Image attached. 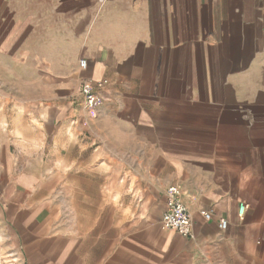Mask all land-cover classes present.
Returning a JSON list of instances; mask_svg holds the SVG:
<instances>
[{
  "label": "crops",
  "instance_id": "crops-1",
  "mask_svg": "<svg viewBox=\"0 0 264 264\" xmlns=\"http://www.w3.org/2000/svg\"><path fill=\"white\" fill-rule=\"evenodd\" d=\"M0 264H264V0H0Z\"/></svg>",
  "mask_w": 264,
  "mask_h": 264
},
{
  "label": "built area",
  "instance_id": "built-area-1",
  "mask_svg": "<svg viewBox=\"0 0 264 264\" xmlns=\"http://www.w3.org/2000/svg\"><path fill=\"white\" fill-rule=\"evenodd\" d=\"M81 69H87L88 62L86 59L79 61ZM108 80L105 78L92 80L89 77L82 79L80 92L84 98V105L87 111L94 113L103 103V96L100 92L106 87ZM165 210L161 216L162 226L166 229L176 231L181 236H190L192 227V216L180 196V190L176 185H170L165 189ZM246 205L240 203L238 206V216H243ZM200 216L205 220H211L214 217L218 220L219 228H226V219L216 214L214 209L199 210Z\"/></svg>",
  "mask_w": 264,
  "mask_h": 264
},
{
  "label": "rangeland",
  "instance_id": "rangeland-1",
  "mask_svg": "<svg viewBox=\"0 0 264 264\" xmlns=\"http://www.w3.org/2000/svg\"><path fill=\"white\" fill-rule=\"evenodd\" d=\"M81 59H85V58H80V60ZM87 68H88V66H87ZM82 70H87V69H82ZM84 78L85 77H82L80 79L79 91H80L81 81ZM100 79H102V78H100ZM100 93L102 94V92H100ZM80 94H81V92H80ZM103 100H104V98H103ZM72 212L74 215V219L76 221V226L79 228V231L81 233H90L92 235H95V233L100 234L103 232L104 225H103L102 218L99 215L100 213H102V210H100V209H88V208L80 207L79 209L72 210Z\"/></svg>",
  "mask_w": 264,
  "mask_h": 264
}]
</instances>
